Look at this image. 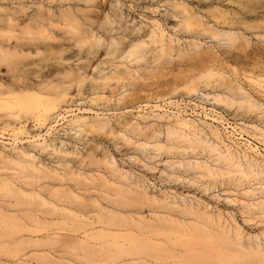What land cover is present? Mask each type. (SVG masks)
<instances>
[{"label": "bare ground", "instance_id": "1", "mask_svg": "<svg viewBox=\"0 0 264 264\" xmlns=\"http://www.w3.org/2000/svg\"><path fill=\"white\" fill-rule=\"evenodd\" d=\"M130 1L134 3L132 11L138 12L131 20L126 18L132 12L125 17L122 10L126 0H0V136L8 135L11 138L8 141L12 142L2 145L9 152L0 148V253L16 252L15 256L11 255L15 258L20 255L16 264H30L40 257V260H50V253H40V256L36 251L26 253L27 249L40 251L43 247L70 245L90 249L109 245L112 249L108 252L118 255L113 264H139L143 257L153 253L151 249V254L145 251L155 247L153 242L162 237L190 247V253L194 252L191 264H264V233L250 235L243 231L230 213L226 217L224 212L201 200L167 193L151 194L144 181L133 180L107 155L100 157L94 152L83 156L78 148L70 150L64 141L55 143L54 137L63 140L70 136L82 143L91 136H102L120 138L126 145H132L137 137L138 148L144 151L151 148L156 153L150 159L162 153L186 158L191 153L209 152L217 167L199 160L188 161L189 169L199 174L194 184L208 180L210 185H202L200 189L211 194L217 181L229 180L237 190H247L252 183H257L259 188L243 193L247 198L261 195L260 200L245 206L244 213L250 220L245 222L256 220L257 224L264 225V164L232 150L218 127L204 123L206 131L181 115L151 112L138 116L144 121L174 118L183 127V130L169 128L168 144L152 145L150 140H157L160 134L147 135L138 124L125 122L115 129L109 127L108 119L101 114L96 117L74 115L73 119L65 121L71 113L69 108L86 94L92 110L130 108L125 95L118 99L117 94L127 86L133 87L136 80H144L141 70L152 75L150 66L153 64L171 66L175 51L181 61L184 60L186 56L180 46H174L179 38L168 36V26L181 34L199 30L198 33L218 41L222 46L219 53L224 59L239 64L249 56L247 50L252 43L243 30L254 25L252 18L264 23V0ZM227 4L233 8L224 9ZM139 16L151 20L152 25L143 26V20L135 22ZM114 32H121L122 37L107 36ZM259 37L264 38V35ZM188 46L194 48L197 44L190 42ZM197 54L201 56L202 52L197 51ZM103 56L122 58L128 63H121L114 72L105 73V69H101L104 62H99ZM245 73L248 72L245 70ZM247 78L256 84L263 83L264 72L259 79ZM175 80L191 88L189 94L198 93L202 86L206 89L223 87L222 94L204 96L215 102L253 108L256 116L251 121L243 116L242 125L259 132L264 141V102L253 98L238 75L228 76L216 54H207L187 75ZM170 103H162L165 111L174 112L171 110L174 106L177 111L180 109L179 101ZM32 123L39 134L29 131ZM65 124H68L66 131L61 134L65 129L59 128ZM26 143L29 145L21 147ZM31 149L35 153H31ZM43 154L57 160L58 165L46 164ZM86 161L89 171L82 170ZM93 165L98 169H93ZM226 201L228 204L237 202L231 198ZM159 241L154 243L163 244ZM127 242L133 250L124 248ZM160 248L152 254L157 261L172 259L175 251H170V255L168 248L166 252ZM83 253L86 264H96L91 250H83ZM122 256L132 258L121 261ZM75 259L78 260V256ZM146 259L152 261L150 257ZM146 259L142 260L145 264Z\"/></svg>", "mask_w": 264, "mask_h": 264}, {"label": "rangeland", "instance_id": "2", "mask_svg": "<svg viewBox=\"0 0 264 264\" xmlns=\"http://www.w3.org/2000/svg\"><path fill=\"white\" fill-rule=\"evenodd\" d=\"M134 5L133 2L130 0H126V2H123L122 10L125 13V17L128 16L131 12L132 15L128 16L126 19L131 20L133 17L138 16V12L132 11V6ZM163 5V3L161 4ZM224 9H230L233 8L230 5L223 6ZM162 10L165 9V7L161 8ZM143 19L139 16L135 22H141ZM251 22H254L253 26H250L248 28H245L243 30L246 32V35L249 36L252 43L248 47V53L249 56L245 58L242 61V57H240L239 61L241 63L237 64L234 63L228 59H224V57L219 53V49H221L222 46L218 45V41L211 40L208 35L200 34L198 33L199 30H196L195 33L192 34H181L176 33L171 26L167 27V33H169V37L172 35V38H179V42L177 40V44H174V46H180V49L182 50L183 56L186 58L181 61V59L176 54V51L174 52V60L173 64L169 67H167L166 63L163 65L160 64H153L151 65L152 69V75L147 74L151 73L146 70L147 73H145L144 70L140 71V74L145 78L144 80H136L135 85L133 87L127 86L121 91H118L117 98L119 99L120 96L125 95V98L128 100L130 108H126L124 110H119L118 108L116 110L112 111H100L98 109H91L90 103H87L90 101V98H87V94L83 98H78L77 102H75L69 110H71V113L67 114L69 118H67L65 121L73 119L74 115L79 116H86V117H96L97 114H101L102 117H105L109 121V127H114L115 129H119L124 125L125 122H130L131 124H138L141 129L145 131V134L152 135L154 132L160 134V137L157 140H150L151 144L154 145L157 142L168 144L167 142V133L169 128H174L177 130H183V127H181L177 120L172 119H163V120H154L149 119L147 121H144L140 118H137L141 115H148L151 112L155 113H161V114H168L170 116L176 115V116H183L186 119H190L191 121L195 122L200 129L204 128V123L212 124L213 126H216L220 129V131L223 134L225 143L232 147V150L238 151L241 155L245 154L247 155L251 161L255 163L264 164V141L261 139V134L259 132H254L251 129H245L243 128V116H246L249 118V121H251L252 118L256 116V111L251 108L249 109L246 106L240 105V104H234L231 102H215L214 100L207 99L204 95L211 94H222L224 91L223 87L212 89L208 88L206 89L204 86H202L201 90L198 93L189 94V92L192 90L191 88H185V86H181L178 81H176V78H181L183 75H187L189 70L193 66H198L200 64V61L203 57H205L207 54H216V56L219 58L221 62H223L225 71L228 76L235 77L238 75L239 79L242 82V85L251 93L253 98L258 102H264V82L256 84L254 82H251L248 80V76L254 77V79H259V75L261 72H264V38H260L259 36L264 35V23L262 20H255V18L250 19ZM144 25L143 26H151L152 21L148 19L143 20ZM166 28V27H165ZM148 29V28H147ZM196 29V28H195ZM178 36H177V35ZM108 37L112 38H121L122 34L121 32H114L112 34H107ZM129 39H127L128 41ZM193 42L197 44V47L190 48L188 46V43ZM189 50V51H187ZM198 52H202V55L200 56L197 54ZM100 61H103L104 63L101 65V69H105V73L114 72L115 69L119 66H121V63L127 64L128 61L123 60L122 58L114 59L111 57L103 56ZM98 62V63H99ZM80 63V62H79ZM132 67L133 64H130ZM145 65L144 67H146ZM143 67V68H144ZM149 67V66H147ZM167 68V69H166ZM245 70L248 73H245ZM88 88H86L87 90ZM106 95H109V90H106ZM186 97V98H183ZM165 98V99H163ZM183 99L185 101H191V105L193 106V111H187V110H178L174 112H168L163 109L162 103H170L172 104L175 102V100ZM114 102V100H113ZM156 106V107H155ZM121 108H124V106H121ZM170 110V109H168ZM74 111V113H73ZM192 112V113H189ZM236 115H241L239 118H236ZM255 121V119L253 120ZM249 122H247L248 125ZM68 124H65L63 127H60L59 129H65L61 132V134H64L66 131V126ZM259 125V124H257ZM261 127V126H260ZM58 129V130H59ZM185 129V128H184ZM189 129V128H188ZM187 129V130H188ZM193 129V127H192ZM207 131V129H205ZM30 132H33V134H39L37 131L34 123L29 128ZM36 131V132H35ZM124 133V132H122ZM102 136H99L98 138L90 137L87 138L84 142L80 143L77 142L74 137H65L63 140L58 139L54 137L55 143H60L61 141H64L68 144V147L70 150H73L74 148H78L79 152L83 156H87V154L90 153H96L99 154L100 157L107 155L108 159L117 164V166L120 169H124L127 171L131 178L133 180H141V182L145 183L148 192L155 195H160V193H167L170 195H177L180 197H187L189 200H201L209 204L213 209H219L222 212H224V215H228L230 213L231 217L233 218L236 223H239V226L241 225L244 229L243 231H246L250 235L260 234L264 233V225L257 224L256 220H253L254 223L248 222L249 216L248 214L244 213L246 210L245 206L247 204H251L254 201L257 202L261 199V195L256 196L255 198H247L244 196L243 193L245 191H248L249 189H257L259 186L257 183H252L247 190L244 189H235V187L232 185V183L227 180L226 183L217 181L215 187L216 189H212L211 194L203 193V191L200 189L202 185H210V182L208 180H202L201 182L194 184V181L198 180L197 175L199 177L198 172L189 169L188 161L190 160H199L208 163L209 165L213 167H217V164L213 162L215 158H213L209 152L193 155L192 153L185 157L179 156V155H171L162 153L160 154L156 159H150V157L155 156L156 153L151 148L144 150H141L138 148V144L135 142H139V138H134V143L132 145H126L121 141L120 138L114 139L113 137L109 138H101ZM210 137V136H209ZM8 135H6L4 138L0 136V148L1 150H5V152H9V150H6L2 147L5 143H11L8 140ZM141 138L140 140H142ZM212 141L214 139L212 138ZM142 143V142H140ZM29 143H26L23 146H28ZM221 148L225 149L224 145L220 143ZM10 148V145L8 146ZM257 148L256 150L254 149ZM67 148V147H66ZM31 153H35V150L31 149ZM43 158L46 162V164L50 163V166H57L58 162L57 160H53V158L50 157V155L43 154ZM71 159V157H69ZM186 160V161H185ZM77 158H75V162H77ZM173 164V165H172ZM93 169H98L96 165L92 166ZM83 171H89L88 167V161L84 162V165L82 167ZM229 181V182H228ZM209 182V183H208ZM204 183V184H203ZM213 183V182H211ZM224 183V184H223ZM228 183V184H227ZM231 185H230V184ZM201 184V185H200ZM214 184L211 186L213 187ZM205 185V186H206ZM228 185H230L228 187ZM220 186V187H219ZM228 188H225V187ZM225 189V191H224ZM231 190V191H230ZM229 191V192H228ZM231 192L233 194H231ZM213 196L220 197L221 199H214ZM227 198L236 199V204H228L226 201ZM146 210V211H145ZM144 211L149 214V210L145 209ZM148 211V212H147ZM229 215V216H230ZM247 216V218H246ZM227 217V216H226ZM236 219V220H235ZM247 219V221H246ZM246 221V222H245ZM251 223V224H249ZM241 227V228H242ZM263 231V232H262ZM245 232V234H247ZM247 234V235H249ZM160 238H156L154 242L159 241ZM155 247L148 248L145 253L151 254L150 249L152 250V254H154L155 249L158 247L163 252L168 248L169 253L172 252V259L167 260H156L154 256L151 254L147 257H150L151 260L145 261L146 264L150 262V264H177L180 261H182L181 264H183L184 260L186 261L184 264H191L193 262V254L191 252V248L186 246H181V242L179 243L178 240L168 242L167 240H163V238L159 241L163 242V244H155ZM176 242V243H174ZM152 244V243H151ZM153 245V246H154ZM152 246V245H151ZM56 248H49V247H43L39 251L38 248L28 251V249L25 251L28 252H35L38 253L40 256V253L49 254L48 258L50 260L45 261L44 259H37L36 262L33 260L30 262V264H86V262L83 261V250H91L94 254L92 258H94L93 262L96 264H113L118 255L116 252H108L112 249L109 245H103L98 247H93L88 249L89 247H84L83 245H75V246H55ZM58 247V248H57ZM188 247V248H187ZM45 248V250H44ZM87 248V249H85ZM128 251L133 250V246L130 245V242H127L125 247ZM190 248V249H189ZM53 249V250H52ZM100 249H107L105 252L101 251ZM110 249V250H109ZM49 250V251H48ZM56 250V251H55ZM60 252H59V251ZM187 250H190L189 252ZM39 251V252H38ZM58 251V254H57ZM62 251V252H61ZM96 251V252H95ZM185 251V252H184ZM187 251V252H186ZM87 252V251H86ZM89 252V251H88ZM103 252V253H102ZM61 255H60V254ZM83 253V254H82ZM3 254V252H2ZM0 253V262L3 264H16V262L20 259H16L14 254L8 253V255H2ZM10 254V255H9ZM19 254H21L19 252ZM25 254V253H24ZM166 255V253H164ZM191 254V255H190ZM13 255V256H11ZM23 255V254H21ZM52 257H51V256ZM64 255V256H62ZM54 256V257H53ZM78 256V260L75 259V257ZM15 259H13V258ZM51 257V258H50ZM61 257V258H60ZM55 258V259H54ZM82 258V260L80 259ZM132 257L130 256H122L120 259L121 261H128ZM190 258V259H189ZM62 262H61V261ZM139 262V264H145L143 261ZM189 260V261H188ZM40 261V262H39ZM65 261V263H64ZM82 261V262H81ZM169 263H165V262ZM188 262V263H187ZM191 262V263H190ZM0 263V264H2ZM135 263V262H134ZM138 264V262H136ZM135 263V264H136ZM89 264V263H87ZM149 264V263H148ZM180 264V263H179Z\"/></svg>", "mask_w": 264, "mask_h": 264}, {"label": "built area", "instance_id": "3", "mask_svg": "<svg viewBox=\"0 0 264 264\" xmlns=\"http://www.w3.org/2000/svg\"><path fill=\"white\" fill-rule=\"evenodd\" d=\"M176 101H179L180 103V109L182 110H190L192 111V108L193 106L191 104H189V101H185L183 99H180V100H176ZM175 109H171V110H175L177 111L176 107L174 106ZM169 109V108H168Z\"/></svg>", "mask_w": 264, "mask_h": 264}]
</instances>
